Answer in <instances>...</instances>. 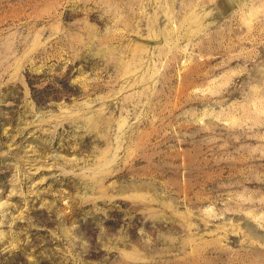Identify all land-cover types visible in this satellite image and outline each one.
I'll list each match as a JSON object with an SVG mask.
<instances>
[{
	"label": "rangeland",
	"instance_id": "obj_1",
	"mask_svg": "<svg viewBox=\"0 0 264 264\" xmlns=\"http://www.w3.org/2000/svg\"><path fill=\"white\" fill-rule=\"evenodd\" d=\"M0 264H264V0H0Z\"/></svg>",
	"mask_w": 264,
	"mask_h": 264
}]
</instances>
